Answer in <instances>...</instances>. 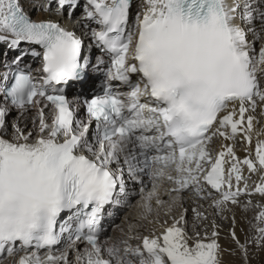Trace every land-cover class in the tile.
Masks as SVG:
<instances>
[{
    "label": "snow or ice",
    "instance_id": "1",
    "mask_svg": "<svg viewBox=\"0 0 264 264\" xmlns=\"http://www.w3.org/2000/svg\"><path fill=\"white\" fill-rule=\"evenodd\" d=\"M80 6L81 0H0V43L41 49L21 51L0 74V264L6 257L13 264H222L215 221L210 235L201 236L198 223L191 234L184 195L211 201L217 215L242 195L264 197L262 133L254 156L249 147V113L259 107L264 115V0H141L134 21L132 0H84L78 35L59 18L71 20ZM29 9L57 19H32ZM88 36L110 66L103 94L84 102V121L64 86L87 79ZM28 51L41 59L37 75L20 67ZM13 109L19 115L9 124ZM32 109L30 130L21 118ZM126 175L140 185L139 220L154 227L142 235L129 224L102 239L106 206L129 195ZM252 175L258 181L250 188ZM164 181L168 200L161 198ZM153 203L163 221L150 219ZM256 206L264 223V205ZM201 207L192 208L194 221L207 219ZM254 227L257 235L244 243L231 231L245 264L249 245L264 247V227Z\"/></svg>",
    "mask_w": 264,
    "mask_h": 264
},
{
    "label": "bare ground",
    "instance_id": "2",
    "mask_svg": "<svg viewBox=\"0 0 264 264\" xmlns=\"http://www.w3.org/2000/svg\"><path fill=\"white\" fill-rule=\"evenodd\" d=\"M134 4V0H132V5ZM139 7L137 11L141 10V0H139ZM132 7V6H131ZM30 11V9H29ZM135 11V10H134ZM133 11V12H134ZM36 15L33 16L34 18L32 19H37V18H52V19H57L55 15L48 16L45 13H35ZM137 14V13H136ZM83 15V13H82ZM61 19H59L60 21ZM132 20H135V17L132 18ZM62 22V21H60ZM67 23V22H66ZM91 23L92 27H96L94 22H88ZM62 24V23H61ZM65 27L72 28V25H66L62 24ZM80 28L79 31L82 33V26L78 25ZM74 30H78L75 27L73 28ZM79 35V33H77ZM3 44V43H2ZM89 44H93L90 36L84 38V49L88 47ZM22 45V44H21ZM86 46V47H85ZM30 47H35V46H29V45H22L19 46V49L17 50H12L9 49L5 53H0V74L4 73L7 69L4 67L6 63H9L12 59H14L15 56L19 55L21 51H27L30 49ZM259 47V43H257V48ZM35 50L37 52H40L41 49L39 47H35ZM85 55H88L90 58V66H95L97 62V57H102L100 54V51L98 48H96L95 51L92 52V54H89L87 51L86 53L84 52ZM37 64V65H36ZM41 65V59L40 57H34L31 55L30 51H28V54H26L23 58V62L20 65V67H27L30 69H34L37 72V69L40 68ZM102 66V65H100ZM99 66V67H100ZM99 69V68H98ZM261 83L264 84V77L261 78ZM90 85L92 84V80L89 83ZM93 85V84H92ZM75 96H72L70 99L74 100ZM237 110L239 105H236ZM76 112V118L78 120H84L86 121V118L82 115L81 111H78L74 109ZM255 116V121H254V130L252 134V143L249 147L253 149V156H254V148L257 140V133H262L259 136V139H264V115H261L260 108L258 107L255 111V113H249ZM18 112L16 110H12L10 115L8 116V119L10 120V124L12 123L13 120H15L18 116ZM52 115V110L47 109L46 110V116L49 118ZM36 116V110L32 109L25 113V115L21 118V126H24L26 123V126L28 129H33V123L32 119L33 117ZM92 127H91V132L89 135L92 133ZM222 141L220 138H214L212 147L214 149H219ZM236 152L237 154L243 158L246 153L244 151L245 145L241 143L240 136L238 135L236 137ZM113 168L116 167L115 164L112 165ZM243 174L245 177L249 176V173L247 172L246 168L243 171ZM126 181L127 175L125 176ZM130 181V180H128ZM258 181V176L257 175H252L251 179L248 180L249 187L251 188L254 182ZM130 185H134L132 181H130ZM148 182H145V184ZM127 184V190L129 192V195L127 198H123L122 202L119 205H107L105 208V212L103 215V220L105 225H109V229L106 230L105 235L102 236V239H108L112 237H116L121 235V232L124 231L126 232L128 229L129 224H137L140 234L146 235L148 232L154 227V225L148 224L146 221H140L138 218V212L139 209L137 207L138 201L140 200V196L134 195L130 193L129 191V186ZM147 185V184H146ZM171 185L167 182L164 181L163 184L161 185V198L164 200H168L169 197L167 194L164 193V189L170 187ZM149 186L148 188H151ZM151 190V189H150ZM240 203L238 205H233L229 203L223 213L217 215L216 210L211 206V201L204 200V201H199L195 200L194 198L191 197V194L185 193L184 195V206L188 208V213L187 217L189 220V230L191 233V225L193 223H198L199 224V231L201 233V236L204 235L205 230L208 232V234H211L212 231V223L215 221L218 231H219V236H218V243L221 246V255L220 259L222 261V264H245L244 257L240 251V249L237 247L236 243L232 240L231 237V231L234 230L236 232L237 237L239 238L241 243H244L246 239H252L254 238L257 233L255 231L256 225H259L260 227H264V223H260L256 220V216L258 212L261 210L259 207H257V204L264 205V197H262L259 194H253L252 196H246L242 195L240 198ZM251 200V204H248V201ZM198 204H202L203 207L199 208V211H202L205 213L207 216V219L200 222V221H194L193 219V212L192 208L196 207ZM153 213L150 219H155L157 215H159V218L161 221L165 219L163 215V210H160L159 212L156 211L155 204L153 203ZM177 214V210H173V215ZM67 213L62 214L61 219L66 217ZM233 219L235 220V224H233ZM110 224H117L115 227H111ZM158 227V226H155ZM194 235V233H191ZM81 248L83 247V244L81 243ZM60 247H63V245H60ZM257 247L252 244L249 246V251H248V257H247V264H254V261L252 259L253 254L256 253L255 249ZM260 250H264V247H260ZM259 250V251H260ZM258 251V250H257ZM19 255V254H18ZM258 257V256H257ZM18 258V256H17ZM8 260L6 261V264H13V257H8ZM257 260V259H255ZM258 261V260H257Z\"/></svg>",
    "mask_w": 264,
    "mask_h": 264
},
{
    "label": "rangeland",
    "instance_id": "3",
    "mask_svg": "<svg viewBox=\"0 0 264 264\" xmlns=\"http://www.w3.org/2000/svg\"><path fill=\"white\" fill-rule=\"evenodd\" d=\"M83 4H84V0H81V6L75 11V13H74V16H73V18L71 19V20H69L68 19V17H67V15H65L64 17H62V18H59V19H61L60 21H62V22H60V23H62V24H66V25H72V28L71 29H73L74 27L76 28V29H78V30H75L77 33H79V35L80 34H82L81 33V31H79L80 30V28L78 27V25H81V24H77L76 23V21L77 20H80V18L83 16L82 15V13H83ZM139 0H134V4L132 5V7H131V18H133V17H136V13L138 12L137 10H138V7H139ZM53 8H55V4H53ZM135 10V11H134ZM31 11V10H30ZM134 11V12H133ZM35 13H42V12H38V11H31V18H34L33 16H35L36 14ZM45 14H47V13H45ZM48 16H49V14H47ZM52 15H55L54 13L52 14ZM67 22V23H66ZM64 26V25H63ZM82 26V25H81ZM86 38V37H85ZM23 45V44H22ZM22 45H20V46H22ZM24 45H28V44H24ZM86 47V46H85ZM9 50V47H8V45L7 44H5V43H0V53H5L6 51H8ZM96 50V46L93 44V46H92V48L89 50V48L88 47H86L85 48V53L88 51L89 52V54H92V52L93 51H95ZM8 121H9V124H10V120L8 119ZM130 181H128L127 180V184L128 185H130ZM133 183V182H132ZM134 185H130L129 186V191H130V193H131V195L133 194V193H135L134 195H138L139 194V189H140V185H138V184H136V183H133ZM146 187H147V185H146ZM148 187H149V185H148ZM147 187V189L148 190H150L151 188H148ZM117 224H110V226L111 227H115ZM249 246H251V245H249ZM253 249H255V251H256V253L255 254H253V256H252V259H253V261H254V264H264V250H260V248H255V247H253ZM258 250V251H257ZM260 250V251H259ZM258 256V257H257ZM8 257H6V259L3 261V264H6V261L8 260L7 259ZM255 259H257V260H255Z\"/></svg>",
    "mask_w": 264,
    "mask_h": 264
},
{
    "label": "clouds",
    "instance_id": "4",
    "mask_svg": "<svg viewBox=\"0 0 264 264\" xmlns=\"http://www.w3.org/2000/svg\"><path fill=\"white\" fill-rule=\"evenodd\" d=\"M132 182H133V181H132ZM145 182H148V183H146V184H147V187H148V185L151 186V182H150V181L145 180ZM133 183H134V182H133ZM146 184H145V185H146Z\"/></svg>",
    "mask_w": 264,
    "mask_h": 264
},
{
    "label": "water",
    "instance_id": "5",
    "mask_svg": "<svg viewBox=\"0 0 264 264\" xmlns=\"http://www.w3.org/2000/svg\"><path fill=\"white\" fill-rule=\"evenodd\" d=\"M22 44H25V43H22Z\"/></svg>",
    "mask_w": 264,
    "mask_h": 264
}]
</instances>
